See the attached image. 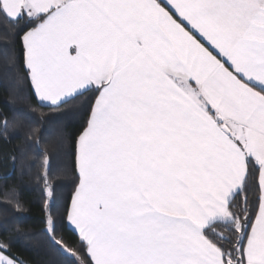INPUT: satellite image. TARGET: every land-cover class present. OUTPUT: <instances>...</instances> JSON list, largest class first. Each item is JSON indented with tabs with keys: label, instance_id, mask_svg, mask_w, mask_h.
<instances>
[{
	"label": "snow or ice",
	"instance_id": "snow-or-ice-1",
	"mask_svg": "<svg viewBox=\"0 0 264 264\" xmlns=\"http://www.w3.org/2000/svg\"><path fill=\"white\" fill-rule=\"evenodd\" d=\"M0 35L33 111L87 106L62 214L65 133L25 117L62 264H264V0H0ZM21 127L0 113V162ZM24 235L0 221V264Z\"/></svg>",
	"mask_w": 264,
	"mask_h": 264
},
{
	"label": "trees",
	"instance_id": "trees-1",
	"mask_svg": "<svg viewBox=\"0 0 264 264\" xmlns=\"http://www.w3.org/2000/svg\"><path fill=\"white\" fill-rule=\"evenodd\" d=\"M0 39H4V37L0 35ZM26 92L27 90L17 96L10 82L0 79V113L7 116L9 120L15 118L23 125L18 129L21 135L7 146L10 151L14 148L19 149V159L15 167H13L11 160L6 163L0 162V188L14 187L23 208H17L15 203L7 208L0 204V221L5 218H12L24 229L26 235L20 239L18 249L29 260L30 264H62L63 257L56 248L50 245L48 237L43 231L45 214L41 210L43 207L42 185L37 178V173L40 171V161L36 155L35 146L29 147L24 140L23 134L28 130V120L25 117L33 121L41 120L45 129V136L53 128H58L65 133L66 143L64 147L67 155L58 163L59 167L66 169V171L57 173V208L62 214L66 203L70 202L74 188L71 173L74 163V156L71 155L74 152L72 139L81 130L86 119L87 106L83 103L84 98H80V100L70 102L60 110L41 108L33 111L35 105L28 98ZM39 126L37 125V127ZM5 199L0 192V201Z\"/></svg>",
	"mask_w": 264,
	"mask_h": 264
}]
</instances>
